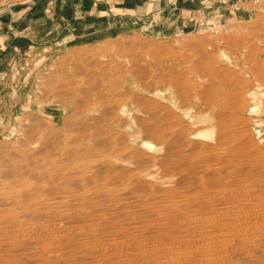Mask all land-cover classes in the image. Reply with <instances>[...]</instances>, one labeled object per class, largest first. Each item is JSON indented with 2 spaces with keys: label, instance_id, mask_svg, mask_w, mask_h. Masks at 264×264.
<instances>
[{
  "label": "rangeland",
  "instance_id": "374dc122",
  "mask_svg": "<svg viewBox=\"0 0 264 264\" xmlns=\"http://www.w3.org/2000/svg\"><path fill=\"white\" fill-rule=\"evenodd\" d=\"M33 1L35 0H0V10L11 6L10 8H12L13 12L17 13L18 17V20H13L12 23H17L15 27L20 32L26 28L31 29L34 25L35 20L24 18V14L34 10L35 5L32 4ZM238 1L209 0L199 8H196L194 13L184 18L183 15L170 16L165 14L160 19H150L145 24L141 22L136 24L129 22L122 29L110 31L105 35L81 38L26 36L33 43L24 42V34L22 35L23 38L20 36H12L11 38L7 36L8 40L9 38L13 40L16 37L18 43L6 50H0V171L3 168H8L11 163L14 165L15 159L9 160V156L7 157V155H12L13 152V154H18V152H22L24 149L25 151L21 154L30 157L34 156L33 158L36 159H43L44 157L48 159H53L54 157L56 159L60 158L64 141L59 144L57 140L65 139L70 129L72 130L82 124L88 133L92 132V130L98 131V128L108 134H114V131H116V135L122 133L119 137L122 138L123 143L128 149L132 147L129 151L138 152L140 150L138 154L143 153L144 155H154L153 153L155 152L158 153H155L156 155L162 154L165 142L161 144L155 136L147 135L144 132V127L150 122L154 126L162 127L164 124L161 122L159 116L163 113L162 116L167 114L163 112L164 110L178 117L183 125L185 124L186 126L188 124L189 131L194 134L205 131L204 133L207 132L210 135L209 137H207L208 135L206 137H198L194 141L208 143L207 141L210 139L211 143V138L213 137L212 130L211 132L210 130L207 131L206 126L208 124L212 125V119L216 116L214 114L215 110L213 111L206 104V101V103L204 101L200 102V100L205 99L204 97L207 96V93L208 95L212 93L215 96L220 95L219 97H223L225 101L232 94L231 97L237 96V94V97L242 96L241 98L244 99L243 104L245 106L242 105L240 111L239 109L237 110V121L239 118V126L236 124L239 130H237V140L242 137L243 139L241 138L238 141L239 143L245 140L250 141L253 147L256 146V150L258 149L257 155L256 153L253 155L257 157L258 153H261V155L263 154L262 157H264V0H240V3ZM3 23L5 24L6 21H3ZM131 52L135 53V55ZM118 53L121 55L119 56ZM123 54H126V57ZM92 83L95 85L90 86ZM113 83L114 85H112ZM103 86L108 90L104 91ZM88 87L90 88L88 89ZM79 91L81 92L80 94ZM181 91L182 94H180ZM81 94L82 96L85 95L82 97ZM92 94L99 95V98L97 97L98 99L95 100L96 96ZM178 94H185L183 95L184 98L183 96L179 97ZM83 100L86 101L90 109L88 107L87 111L73 112L75 103L77 105V103ZM97 100H100L101 103ZM102 102H106L105 105ZM108 102L111 106L108 105ZM96 103L99 104L97 105ZM204 104L207 106L205 107ZM106 105L108 106L106 107ZM103 106L106 108H103ZM159 107L163 109H159ZM106 109H108L109 114L106 115L107 117L105 115V117H102L103 111L107 112ZM157 109L163 111L158 112ZM153 111H157V114L151 117L150 115ZM99 114L102 115L100 116ZM93 117L94 120H92ZM95 118L98 120L95 121ZM104 120H107L106 124H104ZM240 120L244 124L240 123ZM197 121L198 123L200 121V125L196 123ZM119 122H122V124L120 125ZM236 126L234 127L237 128ZM240 127L243 130L241 132ZM246 133H248L246 135L247 138L241 136ZM238 134L241 137H238ZM86 141L88 142L87 139H85V142L82 141L83 145L89 146L91 143H86ZM143 143H148L152 149L151 147L148 149V145L143 146ZM143 147L147 149L145 150ZM239 152L241 153V151ZM239 152H237V155ZM242 153L240 154V158L243 156V159H240L239 155L237 159L235 158L236 155L229 156L233 157V161L235 160L236 167L240 166L237 169L238 171L243 169L240 173L237 172L241 178L236 177L237 173L230 171L231 168L224 166L228 167V169L226 168L220 174H215L216 178H219L218 175L222 176L219 178L222 183L221 181H216L219 179L213 176L211 178H215L214 180L210 176L205 178V173L202 172H198L193 177L185 173L183 174V172H177L178 174L176 172L165 173V171L162 172V169L154 166L138 169L132 163V159V164L129 161L130 159L125 161H129L126 164H129L127 167L124 164V160L122 161L123 163L113 160V164L117 162V165L122 167L119 169L122 171H120V176L117 174L121 180L118 179V183L111 185V187L109 186L111 188L110 191L114 195L116 194L117 201L105 202L107 197L104 200L103 197L95 199L94 202L97 203L93 211H90V206L86 208L77 206L79 208L78 215L86 218V222L69 225V231L75 234L67 241L68 244L73 245V254H71V257L70 255L66 257L61 256L59 247H53L46 254L44 260L54 259L55 262L53 263L59 264L61 262L95 264L96 261L94 260L100 263H107L111 259L120 263V260H126L129 257L133 258L135 251L131 246L128 247L133 243V240L134 242L137 241L149 245L150 241L152 243L153 241H158L159 238L157 236L161 234V230L158 228L162 229L163 227H171L172 225L174 227L175 224H179L178 220L181 221V218L173 220L169 216L180 213V210H185L182 209V207L185 208L184 204L187 206L189 205L188 203H193L198 199L197 201L201 202L202 206H206L207 203V207L210 205V207L218 208L221 205L223 207L228 200L233 198L232 201L237 204V207L242 203L244 204H242L243 207L248 206L247 202H250V204L252 202L248 200L244 201L242 193L244 195V191L248 190L249 192V186L253 183L256 185L259 182L262 185L261 181H264V162L262 159L264 158L261 159L260 155V157H257V160H255L256 157H252V160L251 157L247 158V154L244 153V155ZM250 161L253 163H250ZM255 161L257 165L260 164L257 167L258 170L255 169V166H257ZM241 162L244 164L249 162L252 166L247 163L248 166L244 164L242 166ZM238 164L240 165L238 166ZM253 164L255 165L254 168H252ZM260 167L263 168L260 169ZM250 168L255 170H251ZM124 169L128 170L129 173L131 172L130 175H124L127 172ZM253 171H256L257 174H254ZM147 172H151L150 177L144 176ZM254 175L259 176L256 177ZM201 176L205 177L201 179ZM228 176L232 178L229 179L230 181L227 178ZM245 177H250L248 180L254 179V181H257L253 182L251 180L252 183L248 184V189H245L247 188V183L250 182ZM184 178L187 181L189 179L193 181L190 180L191 183L190 181L184 183L186 180ZM180 179L182 180L180 181ZM197 179L205 180L198 181ZM244 179L248 182L246 183ZM258 179L262 180L258 181ZM104 181L108 183V179L106 178L105 180L104 178L99 181L100 183L97 181V184L103 185L105 184ZM179 181L183 182L184 185ZM206 181H209V184ZM241 181L244 182L246 187ZM240 182L243 185L239 186ZM235 183L238 184L237 187H235ZM206 185L217 187L210 186L208 188ZM223 185L228 187L225 188ZM253 185H251V189L255 187ZM223 188L229 190L226 191ZM216 189H222V192L226 191V194L230 192L232 195L227 194L229 196L227 198V195H222L221 190H217V192ZM207 190L211 193L209 194L210 196L213 195L211 199L207 193L205 194ZM235 190H242V193ZM212 191L215 193H212ZM76 192L84 195V198L87 199L92 197V195L83 190H77ZM214 194H216V198ZM221 195L223 197H221L222 201L225 197L227 202L220 201ZM236 196H240L243 200ZM234 197L237 198V200L235 199L237 202L234 200ZM178 198L180 199L178 200ZM204 198L205 200L207 199V202H204ZM160 200H165L164 202L175 201V206L178 205L177 210L180 207L181 209L179 212L176 210L174 214L161 217L154 210V207H156L157 202ZM180 200L183 204L180 203ZM185 201L186 203H184ZM180 204L181 206H179ZM67 213L69 212L67 211ZM177 214L174 215L176 218H178ZM98 217L104 220L109 218L110 221L108 223L99 221ZM90 218H97L99 222L94 220L90 223ZM166 221L168 223H165ZM172 221L175 223L173 224ZM109 227L110 229L107 230ZM131 229L137 232L129 236L125 230L131 231ZM175 231L181 233L187 232L185 229L177 230V228ZM124 234H127L129 239H126ZM86 242L90 243L87 244ZM92 244L94 247L97 245L99 253L94 252L96 248ZM112 245L120 250L117 249L116 251V248H112L113 251L110 252L109 250L113 247ZM98 247L101 249V252ZM86 249H88L89 253L94 252L95 254L90 253L89 257ZM102 249H106V251ZM78 251L80 252L79 255L77 254ZM74 252L78 256L85 252L84 254L89 258L85 257L84 254H81L80 258L76 257ZM122 252L126 254L128 252L129 254L124 255L125 258ZM117 253H120L118 254L119 257ZM105 256H108V261ZM73 257L77 260L75 261ZM103 260L107 262H103Z\"/></svg>",
  "mask_w": 264,
  "mask_h": 264
},
{
  "label": "bare ground",
  "instance_id": "6f19581e",
  "mask_svg": "<svg viewBox=\"0 0 264 264\" xmlns=\"http://www.w3.org/2000/svg\"><path fill=\"white\" fill-rule=\"evenodd\" d=\"M131 53H133V52H131ZM133 54L135 55V53H133ZM118 55H119V53H118ZM125 55L123 54V56H125ZM133 57H135V56H133ZM197 71H199V70H197ZM218 81H220V80L218 79ZM93 85H95V84L92 83V85H90V86H93ZM98 85H96V86H98ZM112 85H114V83ZM109 87H111V86H109ZM89 88L90 87H88V89ZM93 88H91V89H93ZM103 88H104V86H103ZM106 90H108V89L104 88V91H106ZM246 90H247V88H246ZM80 91H79V94L81 93ZM183 93H184V91H183ZM180 94H182V91ZM92 95H94V94H92ZM183 95H185V94H183ZM183 95H179V97L183 96ZM192 95H194V94H192ZM81 96H82V94H81ZM94 96H96V95H94ZM219 96H215L213 93L208 95V93H207L206 97H204V95H203V97L205 99L200 100V102H203V101H204V103L207 102L206 104L211 109H213V111L215 110L214 114L216 116L214 115L215 117L212 119V125L208 124V126L210 125L209 129H208V126H206L207 131L210 130V132H211V130H212L211 133L213 134L212 135L213 137L211 138L212 139L211 143L209 141L210 140L209 138H208L209 140L207 141L208 143H199L200 141L199 142L194 141L198 137H206L207 135H208L207 137H209L210 136L209 133L208 134H207V132L204 133L205 131L203 130L204 131L203 133L194 134L193 132L189 131V129L187 127L188 124H186V126H185V124L183 125L182 122L180 121V119H178V117H176L173 114L166 112L165 110L159 111L157 109L158 112L163 111V112L167 113L164 116H162L164 113L161 114V116H159L161 122H163L164 125H162V127L161 126L157 127V126L152 125L151 124L152 122H150L147 124L146 127H144V132L147 133V135H149V136H155L157 138L158 142H160L161 144L163 142H165L163 153L159 154V155L155 154L157 152L153 153L154 155H146V154L144 155L143 153L138 154L140 151V150L138 151V149H137L138 152L132 151V150L129 151V149H131L132 147H130L128 149V147L123 143L124 141H122V138L119 137V136H121L122 133L120 135L119 134L116 135L115 134L116 131H114V134L111 132H110L111 134H108L107 132L102 131L99 128H98V131L92 130V132L88 133L85 130V127L82 126L83 124L81 126L79 125V126L73 128L72 130L70 129L69 134L67 135V137L65 139H63V140L58 139L57 140V142L59 144L63 143L62 141H64L63 150H61L60 158H58V159H56L55 157H54L55 159L54 158L48 159L45 157L43 159H36V158H33L34 156L33 157L26 156L24 154H21L25 151V149L22 147L21 148L24 150L22 151V149L19 148V149H21L22 152H18V154H16V153L13 154L14 153L13 152L14 150H13L12 151L13 153L11 152L12 155H7V157L9 156V160L15 159L14 165L11 163L12 166L10 165V166H8V168H6V169L3 168L4 170L1 169V171H0V264H59V263H53V262H55L54 259L44 260L46 258V254L53 247H59V251L61 252V256L66 257V256L70 255V257H71V254H73L74 249H73V245L68 244L67 241L70 240L75 234H72L69 231V229H70L69 225L72 223L86 222V218H84L83 216L80 217V215H78L79 214V208L77 206H82L83 208L90 206V208H89L90 211H93L94 206L97 203V202H94L95 199H99V198L103 197V200H104V198L107 197L105 202L106 201L107 202H110V201L116 202L117 201L116 200L117 197L115 196L116 194L114 195L112 193V191H110V189H111L110 187H111V185H115L116 183H118V181H119L118 179H120V178L118 177L117 174H119V176H120L121 170H119V169H121L122 167L117 165V162H116V164H113L112 163L113 160L114 161L118 160L120 162H122L124 160V162H125L127 159H130L129 161L131 163V159H132V163H134L138 169L143 168V167L154 166V167H158V168L162 169V172L165 171V173L176 172V174H178L177 172H183V174L185 173V174H187L189 176H193V177L198 172L205 173V176H206V177L204 176L205 178H207L208 176H210V178L212 176L215 177V174L217 175V174L222 173L226 168L228 169V167L232 169V170L230 169V171H232L233 173H237V172L240 173V171L243 170L241 168H240L241 170H239V171L237 170V169H239L240 164H238L239 167H236L237 164L235 165V160L233 161L232 160L233 157L231 158L229 156L236 155L235 158L237 159V156L239 155L238 157L240 158V154L243 152L242 154H244V153L247 154V156H248L247 158L251 157V159H252V157L253 158L256 157L253 154L256 153L258 149L256 150V148H255L256 146L253 147L252 143L248 140H245L244 142L240 141V143L238 142L239 140H241V138H242L241 136L247 138L246 135L248 133L241 135V136L238 134V137H241V138L240 139L238 138V140H237L238 127L236 126V124L237 125L239 124V122H238L239 118L237 121V117H238L237 116V110L239 109V111H240V108L242 107V105H244L243 104L244 99L241 98L242 96L237 97L238 96V94H237V96L231 97L228 95L230 97V98H228L225 95V97L228 98V99H226V101L223 100V97H219ZM97 97L99 98V95L96 96V98L94 97L95 100L98 99ZM198 97H201V96H198ZM104 98H106V97H104ZM183 98H184V96H183ZM84 100L80 101V103H77V105L75 103V107L73 108V112L75 111V112L79 113V112L87 111L88 109H90V107L88 106V104H86V101H84ZM198 100H199V98H198ZM97 101H100V100H97ZM100 103H101V101H100ZM105 103L106 102H104L103 104L105 105ZM206 104H204L205 107L207 106ZM108 105H110L109 102H108ZM108 105H106V107ZM202 105H203V103H202ZM106 107L103 106V108H106ZM159 109H163V108L159 107ZM106 110H107V112L103 111V115L102 114H99V115L100 116L102 115V117H103L104 115L106 116L107 114H109L108 109H106ZM110 110H111V108H110ZM205 110H206V108H205ZM227 112H229V113H227ZM156 114H157V111L156 112L153 111L151 113V115L150 114L149 115L152 117L153 115H156ZM185 116H187V115L185 114ZM108 118H110V117L108 116ZM92 120H94V117L92 118ZM97 120L98 119H96L95 121H97ZM99 120L101 121V119H99ZM208 120H209V122H211L210 119H208ZM241 120H243V118H241ZM241 120H240V123L242 122V124H244L243 123L244 120L243 121H241ZM106 121L104 120V124H106L105 123ZM102 122H103V120H102ZM190 122H191V120H190ZM231 122H234V123H231ZM196 123L198 125H200L199 124L200 121H199V123H198V121ZM102 124H101V126H102ZM121 124H122V122L120 123V125ZM202 124L203 123L201 122V125ZM233 124H235L234 126H236L237 128H235L233 126ZM242 124H240V125H242ZM190 128H192V127H190ZM203 128H205V127H203ZM240 129H241V127H240ZM241 131H243V130L241 129L240 132ZM33 135H34V133H33ZM85 139H87L88 142L91 143L89 146L83 145L82 141L85 142ZM248 139H250V138H248ZM205 140H207V139H205ZM88 142L86 141V143H88ZM237 142H238V144H237ZM142 145L147 146L148 143L147 144L143 143ZM237 145H238V147H237ZM150 147H151V145L150 146L148 145L147 148L150 149ZM143 148L145 150L147 149L145 147H143ZM151 149H152V147H151ZM36 151L38 152V150H36ZM239 151H241V153ZM262 151H263V149H262ZM237 152H239L238 155H237ZM32 154H34V153H32ZM258 154H259L258 156L260 157L261 153H258ZM256 155H257V153H256ZM262 155L260 157L261 159L264 158V157H262ZM257 157L255 158V160H257ZM241 158L243 159V156ZM244 158H245V156H244ZM260 160H258V161L260 162ZM262 160L264 162V159H262ZM247 161H248V159H247ZM1 162H3V161L1 160ZM128 162H125L124 164L126 165ZM251 162L252 161H250V163ZM208 163H210V164L208 165ZM238 163H240V162H238ZM246 163L245 164L242 163L241 165L243 166V164L244 165L250 164L249 162L247 164ZM131 164H130V166H131ZM261 164H262V162H261ZM128 165H126V167ZM256 165H257V162H256ZM259 165L260 164L255 166L253 164L252 168H254V166H255V169L258 170L257 167H259ZM224 166H228V167H224ZM251 166H249V167H251ZM245 168H247V167H245ZM262 168L260 167V169H262ZM255 169H251V170H255ZM124 170H126V169H124ZM251 170H250V172H251ZM126 171L127 172L123 171V172H125L124 175H126V176H127V174L130 175L131 172L129 173L128 170H126ZM226 172H227V170H226ZM250 172H248V173H250ZM238 173H237V175H235V174L234 175L236 177L237 176L240 177L239 176L240 174H238ZM253 173L255 174L256 171H253ZM180 174H182V173H180ZM244 175H245V173H244ZM263 175H264V171H263ZM144 176L150 177L151 172H149V173L147 172L146 175H144ZM218 176H219V178L222 177L221 175H218ZM254 176H256V175H254ZM257 176H259V175H257ZM202 177L203 176H201V179H202ZM229 177L230 176L227 177L228 180L232 179L231 177L230 178ZM236 177H235V179H236ZM104 178H105V180H106V178L108 179V183H105V181H104L105 184L102 183L103 185L97 184L100 180H102ZM180 178H181V176H180ZM196 178H198V177H196ZM219 178H216V179H219ZM242 178H244V177H242ZM249 178H246V180H248ZM109 179H110V182H109ZM184 179H186V178H184ZM214 179H212V180H214ZM178 180H179V178H178ZM181 180L182 179H180V181ZM190 180L193 181L192 179H189L188 181H190ZM204 180H198V181H204ZM212 180H209V181H212ZM246 180L244 179V181H246ZM251 180H253V182L257 181L256 179H255L256 181H254V179H251ZM251 180H248V181H250L249 183H247L248 181H246L247 188H245V189H248V184L250 185V183H252ZM261 180L262 179H258V181H261ZM186 181H187V179L185 180L184 183L188 182V181L187 182ZM191 181H190V183H191ZM216 181H221V180L219 179ZM208 182H207V184H209ZM233 182H235V181H233ZM241 182H240L239 186L244 184V182H242L243 184H241ZM180 183H183V182H180ZM184 183H183V185H184ZM200 183L205 184L204 182H200ZM221 183H222V181H221ZM258 183H256V185H255V183H253L254 185L251 184V185L255 186V187H252L254 190L251 189V185H250L249 186V192H248V190L244 191V195L241 192L242 190L238 191L239 188H238V190H235L239 193L240 192L242 193V196L244 197V201L248 200V201L252 202L251 204H250V202L249 203L247 202L248 206H244V207H243L244 204L242 203L243 205L242 204L241 205L243 208L240 207L241 205H238L239 207H237V204H235V202L232 201V199H233L232 197L234 196V194L232 197H230V198H232V199H230L231 201L228 200V202H227V200H225V197H224L223 201H226L227 203H225V205L223 207L221 205V207L219 206L218 208L210 207V205L207 207V203H206V206H204V205L202 206V204H200L201 202L197 201L198 200L197 199L194 202L192 201L193 203H188L189 205H187V206L184 204L185 208L182 207V209H185V210H180L181 209V207H180L179 208L180 213H178V214L175 213V214H177V217H178V218H176V216H174L175 215L174 212H176V210L178 209V205L175 206V204H174L175 201L170 200L169 202H164L165 200H160L159 202H157L158 204H156V207H154V210H156L155 213L157 212L161 217L162 216L165 217L166 215L169 216L171 214H174V215H171L169 217H172L173 220L181 218V221L178 220L180 222V223L178 222L179 224H175L176 226L174 225V227H172L173 225L171 227L170 226L163 227L164 226V224H163L162 229L158 228L161 230L160 231L161 234L159 235L160 237L157 236L159 238L158 241L155 240L157 242L153 241V243H152L149 240L150 241L149 245H146L145 243H141V242H137V241L134 242V240H133V243L130 242L131 244L128 247L131 246L133 248V250L135 251L133 258L129 257L131 259L127 258L126 260H120L121 262L119 263L118 261H115V260L112 261L111 259H110V261H108V259H107V257L109 256L108 255L107 257L105 256L108 262L103 260V262H107V263H100V262H97V260H94V261H96L95 264H264V181L263 182L261 181L262 185L260 183L259 184ZM203 184H202V186H203ZM230 184H232V183H230ZM107 185H108V187L109 186L110 187L108 188ZM216 185H217V183H216ZM237 185L238 184H236L235 187H237ZM207 186L208 185H206V187ZM210 186H213V185H210ZM210 186H208V188H210ZM229 186H231V185H229ZM112 187H114V186H112ZM213 187H217V186H213ZM227 187H225V188H227ZM245 187H246V185H245ZM255 188H256V190H255ZM240 189H242V188L240 187ZM250 189H251V191H250ZM77 190L86 191L87 193H89V195H92V197H89L88 199L84 198V195L78 194L76 192ZM217 190H219V189H216V191ZM220 190L222 192V189H220ZM224 190L227 191L229 189H224ZM203 191H204V188H203ZM208 191L209 190H207L205 192V194L206 193L208 195L211 194ZM226 191L222 192L223 196H226L227 194L232 195V193H230V192H227V194H226L225 193ZM156 193H157V191H156ZM212 193H215V192L212 191ZM224 193H225V195H224ZM222 195L220 196V199H221ZM235 195H236V192H235ZM201 196H202V194H201ZM211 196L213 197V195H211ZM211 196H210V199H211ZM214 196L216 198V194H214ZM204 197H208V196H204ZM236 197H234V200L235 199L237 200V198L240 196H238L237 198ZM193 198L196 199L195 197H193ZM202 198H203V196H202ZM202 198H200V199H202ZM218 198H219V196H218ZM227 198H229V196ZM159 199H161V198H159ZM163 199H165V198H163ZM179 199L180 198H178V200ZM240 199L243 200V198H241V197H240ZM181 200H183V199H181ZM181 200H180V203H182ZM204 200H205V198H204ZM206 200L204 202H207ZM239 200H238V202H239ZM242 200H240V201H242ZM186 201L184 203H186ZM220 201L223 202L222 199ZM204 202H202V203H204ZM177 204H179V203H177ZM221 204H223V203H221ZM179 206H181V204ZM107 207H109V206H107ZM62 209H64V210H62ZM179 210H177V211L179 212ZM67 211L69 213H67ZM152 212H154V211H152ZM98 219H99V221H104L106 223H108L110 221L109 218H108L109 220L108 219L104 220V219H101L100 217H98ZM98 219L97 218L96 219L90 218L89 222L91 223L94 220L98 221ZM166 219H167V221L170 222V220H168V218H166ZM167 221L165 223H168ZM175 221H177V220H175ZM172 223H173V221H172ZM176 228H177V230L178 229H185L187 232L181 233V232L175 231ZM109 229H110V227L107 228V230H109ZM155 229H157V228H155ZM125 232L129 236L130 235L132 236L134 234V232H137V231L131 229V231L125 230ZM127 234H124L125 238L129 239ZM142 240H144V239H142ZM89 243H87V244H89ZM75 245H80V244H75ZM126 245H125V248H126ZM105 246H103V247L105 248ZM112 246L113 247H111V250H109L110 252L113 251L112 248H114V249L116 248V247H114V245H112ZM87 247H85V248H87ZM93 247H94V245H93ZM94 248H96L94 252L99 253V251L97 250V245ZM91 249H93V248L91 247ZM91 249H90V251H92ZM106 249H102V250L106 251ZM117 249L120 250L119 248H116V251H117ZM87 250L88 249H86V251ZM130 251H132V250H130ZM76 252H74L75 255H76ZM94 252H90V253L93 254ZM100 252H101V249H100ZM128 252H127V254L122 252V253H124L123 257L128 255L129 254ZM79 253L80 252L78 251L77 254L79 255ZM84 253H81V254L83 255ZM90 253L89 252L87 253L88 256L91 255ZM120 253H117V256ZM81 254H80V256H82ZM78 255H76V257ZM111 255H112V253H111ZM80 256H78V257L80 258ZM84 256L86 257L87 255L84 254ZM62 259H64V258H62ZM73 259H74V257H73ZM121 259H123V258L121 257ZM70 260H72V259H70ZM74 260L76 261L77 259L75 258ZM100 260H101V258H100ZM101 262H102V260H101ZM60 264H76V262L75 263L61 262Z\"/></svg>",
  "mask_w": 264,
  "mask_h": 264
},
{
  "label": "crops",
  "instance_id": "0c3cea01",
  "mask_svg": "<svg viewBox=\"0 0 264 264\" xmlns=\"http://www.w3.org/2000/svg\"><path fill=\"white\" fill-rule=\"evenodd\" d=\"M209 0H35L31 12L24 18L35 20L31 29L18 31L17 13L11 6L0 10V50L15 46L24 34V42L33 43L26 36L88 37L105 35L122 29L127 23L145 24L150 19L194 13ZM241 2L240 0L238 1ZM24 3V2H23ZM3 21H6L4 24ZM9 36V40L8 37ZM22 37V38H23Z\"/></svg>",
  "mask_w": 264,
  "mask_h": 264
}]
</instances>
